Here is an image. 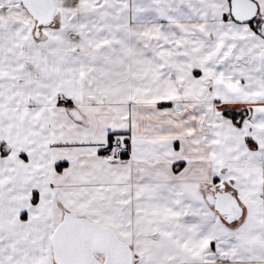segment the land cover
<instances>
[{
    "label": "snow or ice",
    "instance_id": "1",
    "mask_svg": "<svg viewBox=\"0 0 264 264\" xmlns=\"http://www.w3.org/2000/svg\"><path fill=\"white\" fill-rule=\"evenodd\" d=\"M0 264H264V0H0Z\"/></svg>",
    "mask_w": 264,
    "mask_h": 264
}]
</instances>
